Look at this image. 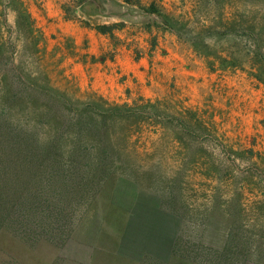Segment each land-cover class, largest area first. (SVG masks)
Listing matches in <instances>:
<instances>
[{"label":"rangeland","instance_id":"rangeland-1","mask_svg":"<svg viewBox=\"0 0 264 264\" xmlns=\"http://www.w3.org/2000/svg\"><path fill=\"white\" fill-rule=\"evenodd\" d=\"M20 1L30 38L0 3V264H264V0ZM120 53L115 97L72 77Z\"/></svg>","mask_w":264,"mask_h":264},{"label":"crops","instance_id":"crops-1","mask_svg":"<svg viewBox=\"0 0 264 264\" xmlns=\"http://www.w3.org/2000/svg\"><path fill=\"white\" fill-rule=\"evenodd\" d=\"M81 34L87 33L91 39L88 42V45L86 48L83 49V52L88 54H95L97 50L102 46L103 40L97 39L95 32L89 29H80ZM74 61V60H73ZM78 63V62H75ZM129 65L133 66L131 59L126 53H120L114 63H110L108 66H104L105 69L97 70L95 72L89 71L87 68H84V66H77L73 73L74 77L75 75H79L82 79L86 80V83H91L92 88H98L101 92L104 94L115 97L118 93H120V85H119V75H121L120 72L117 70V66H120L119 68L122 69L123 72L129 71ZM107 80H111L110 82ZM98 82V85L96 84ZM145 253L149 254V251L142 250ZM141 252V251H140ZM166 253V251H164Z\"/></svg>","mask_w":264,"mask_h":264},{"label":"trees","instance_id":"trees-1","mask_svg":"<svg viewBox=\"0 0 264 264\" xmlns=\"http://www.w3.org/2000/svg\"><path fill=\"white\" fill-rule=\"evenodd\" d=\"M75 1L77 2V4L79 6L87 4V3L95 2V0H75ZM125 1L129 2V3L138 4V5L140 4L139 0H125ZM0 3L3 5L4 9H6L9 6H12L13 8H15L18 11L17 26L20 30L21 29L24 30L27 34V37L30 38L32 35L31 30L33 29L34 20L32 19V17L29 14L27 15L25 13V11L23 10L21 1L20 0H0ZM147 9L151 12L159 11V9H157V7L153 4H151V6L148 7ZM175 26L176 25H174V24L171 25L172 28H176ZM112 27L113 26H111V25H102V26H99V29L102 32H107V31H110L112 29ZM133 213L134 212H132L131 215ZM161 231L164 233L162 234L161 241L159 243H157V246L159 248L171 246L170 252H171V254H173L174 246H175L176 241H177V237L173 238V236L164 228H161Z\"/></svg>","mask_w":264,"mask_h":264}]
</instances>
